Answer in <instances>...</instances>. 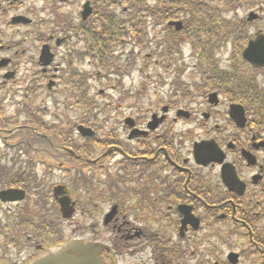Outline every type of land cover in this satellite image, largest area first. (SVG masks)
I'll return each instance as SVG.
<instances>
[{
  "label": "flooded vegetation",
  "instance_id": "obj_1",
  "mask_svg": "<svg viewBox=\"0 0 264 264\" xmlns=\"http://www.w3.org/2000/svg\"><path fill=\"white\" fill-rule=\"evenodd\" d=\"M242 2L0 0V55L11 57L6 71L24 67L31 105H55L65 95L53 92L57 84L70 92L71 109L82 106L83 94L98 98L110 90L106 134L76 146L77 173L94 169L73 198L74 237H67L59 205L66 197L57 199L53 187L52 203L41 191L52 172L31 170L34 162L44 169L50 156L0 161V261L28 264L80 240L106 246L104 258L114 264H264V93L228 92V78L218 70L231 63L224 42L228 26L243 24ZM121 3L124 25L139 41L155 36L160 93L178 96L171 84H192L187 97L201 101L187 114L173 101L166 112L140 107L145 93L134 75L141 71L126 74L131 65L122 59L121 43L127 41L111 28ZM254 20L252 35L263 31L264 13L250 14L249 23ZM154 114L163 121L151 131ZM26 115L29 124L20 130L34 133L35 114ZM1 119L16 120L6 113ZM76 123L83 124L81 117ZM1 135L5 141L11 136ZM86 144L98 153L106 148L97 165L87 163L94 159ZM103 176L107 184L99 182ZM7 190L16 193L1 196Z\"/></svg>",
  "mask_w": 264,
  "mask_h": 264
},
{
  "label": "water",
  "instance_id": "obj_2",
  "mask_svg": "<svg viewBox=\"0 0 264 264\" xmlns=\"http://www.w3.org/2000/svg\"><path fill=\"white\" fill-rule=\"evenodd\" d=\"M33 264H107L101 258L100 249L93 245L73 242L54 250L48 256Z\"/></svg>",
  "mask_w": 264,
  "mask_h": 264
},
{
  "label": "rangeland",
  "instance_id": "obj_3",
  "mask_svg": "<svg viewBox=\"0 0 264 264\" xmlns=\"http://www.w3.org/2000/svg\"><path fill=\"white\" fill-rule=\"evenodd\" d=\"M257 1L258 3V6L264 4V0H244V2H247V3H244V5H246V7H243V16L245 15L246 11H247V8H248V4H250L251 2H255ZM260 27H263L264 28V20L263 21H260ZM153 43V41H152ZM149 53V47L147 46L145 50H141L140 52V62H141V65H149L150 66V70L147 71L146 73L149 74L151 77H152V81L150 80H146L145 82V87L146 89L150 92V95L152 96L154 93H155V83H154V76H153V73H154V63L153 61L149 62L147 60V55ZM139 70V68H138ZM125 81L129 84L131 81L129 79H125ZM134 81H136V83H139L140 82V79H139V75L135 74L134 75ZM144 107L146 108H152L154 107V99L152 97L148 98L146 101H145V105ZM12 108V107H10ZM59 180H54V182H57ZM72 223V224H70ZM75 224L74 222H68V224L66 225V232H67V235L68 236H72L73 235V231H75Z\"/></svg>",
  "mask_w": 264,
  "mask_h": 264
}]
</instances>
